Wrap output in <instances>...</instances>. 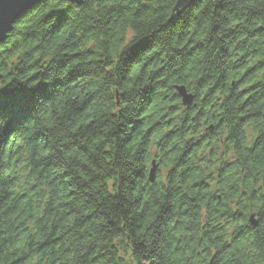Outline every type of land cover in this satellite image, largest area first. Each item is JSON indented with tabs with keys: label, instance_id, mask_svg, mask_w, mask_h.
<instances>
[{
	"label": "clouds",
	"instance_id": "9594fccd",
	"mask_svg": "<svg viewBox=\"0 0 264 264\" xmlns=\"http://www.w3.org/2000/svg\"><path fill=\"white\" fill-rule=\"evenodd\" d=\"M0 264H264V0H0Z\"/></svg>",
	"mask_w": 264,
	"mask_h": 264
},
{
	"label": "trees",
	"instance_id": "16d2710c",
	"mask_svg": "<svg viewBox=\"0 0 264 264\" xmlns=\"http://www.w3.org/2000/svg\"><path fill=\"white\" fill-rule=\"evenodd\" d=\"M54 51V49H51L50 51H49V54H51L52 52ZM40 94H42V95H48L49 93L47 92V89L46 88H41L40 90ZM209 127H212V125H209ZM198 147H202V145H199ZM106 151H107V149H105ZM209 151H211V149H209ZM42 171H47L48 169L47 168H42L41 169ZM111 182V181H110ZM73 191H75V189H73ZM70 195H71V193H70Z\"/></svg>",
	"mask_w": 264,
	"mask_h": 264
}]
</instances>
